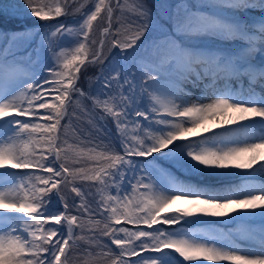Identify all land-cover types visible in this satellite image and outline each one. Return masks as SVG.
<instances>
[{"label": "snow or ice", "instance_id": "1", "mask_svg": "<svg viewBox=\"0 0 264 264\" xmlns=\"http://www.w3.org/2000/svg\"><path fill=\"white\" fill-rule=\"evenodd\" d=\"M21 3L0 9V139L40 135L25 139L22 150L0 147V179L18 170L8 181L17 196L0 191V264H67L86 215L103 222L87 242L108 248L111 264H264V225L250 226L264 220V183L254 177L264 164L253 168L255 155L239 162L264 149V0H141L130 35L111 30L119 0L115 9L98 0L79 29L57 21L68 0L54 9ZM105 11L108 51L104 39L86 50L96 45L91 29ZM64 39L77 43L62 64L71 71L54 59ZM22 64L31 70L23 79ZM89 64L93 75L84 79ZM161 92L174 97L163 111ZM77 107L89 117V133L108 141L87 171L62 158V120ZM229 110L247 114L238 117L245 123L227 119L219 132L196 131ZM109 122L114 135L104 131ZM25 172L38 175L16 183ZM189 174L207 179L193 182ZM237 176L240 186L202 187ZM178 200L192 207H169ZM54 203L58 210L49 211ZM208 222L240 227L202 236L186 227ZM234 232L258 247L239 248Z\"/></svg>", "mask_w": 264, "mask_h": 264}, {"label": "rangeland", "instance_id": "2", "mask_svg": "<svg viewBox=\"0 0 264 264\" xmlns=\"http://www.w3.org/2000/svg\"><path fill=\"white\" fill-rule=\"evenodd\" d=\"M98 0H68V7L63 9V12L67 14H62L61 17L57 18V21L60 23H66L70 26L79 29L80 24L83 19L86 17V14H90L91 11L95 8V3ZM37 6H41V4H45L50 8H55L57 4L64 5L65 0H35ZM112 4L115 9L116 0H105V5ZM141 0H119L120 8L116 9L112 16V25L111 30L113 33L119 28L122 35H130L132 29L134 28V21L137 13L139 12V5ZM13 7L23 8V4L21 0H0V9L11 11ZM115 12L117 13L114 16ZM104 21L101 19L93 22V27L91 29V35L89 37V41L95 40L96 45L91 49L88 48V44L86 43V50L95 51V48L100 45L101 39L105 40L104 51L107 53L108 47L110 46L111 36L102 37L101 32L103 28L109 27L107 23V12H103ZM120 18V19H119ZM32 21H35V18H31ZM114 20V21H113ZM36 23H40L39 21H35ZM105 22V24H104ZM76 47L77 43L73 39H64L57 41L56 47V56L54 57L55 62L61 67L59 70L63 71H71V69H63L62 64L64 59H71L73 55H76ZM5 44L0 43V55L4 54ZM90 58V57H89ZM46 60V56L42 57L41 63H44ZM21 71L19 73V78L23 79L30 75L31 70L26 65L19 66ZM89 70L87 71L84 79H87V76L93 75V70L95 68L94 65L89 64ZM53 97L55 93L51 94ZM105 99L101 97V100ZM118 99V98H117ZM111 104V100H109ZM73 107H76L75 105ZM98 115V113H97ZM89 117L80 113L78 107L76 108L75 114H71L70 110V118H65L62 120L63 127L60 130V138L62 141L61 147L64 150L62 153V158L68 160L70 163H75L78 167L83 168L87 171L91 167L90 158L98 155L101 151H103L104 146L108 144L107 140H98L95 139L94 133H89V128L91 125L88 123ZM99 124V122H97ZM80 130V131H77ZM104 131L111 132V134H115L114 125L109 122ZM128 134H132V125H129ZM40 133H33L31 137H25L20 140H4L0 139V147L5 149H14V150H22L24 148L25 139L38 140ZM86 135L88 138H86ZM66 154V155H65ZM10 168V166H8ZM11 171V170H10ZM9 173V177L14 173L18 172V170H12ZM38 173L25 172L20 175H17L16 183L20 182L21 176L25 181L34 182L35 176ZM176 175V173H174ZM191 175V174H189ZM177 176L178 173H177ZM259 176V175H258ZM9 177L4 179V189L6 191L9 190V195L11 197L17 196V193L13 189L12 183L8 182ZM31 178V180L29 179ZM87 188L88 185H85ZM25 193L20 192L19 195L23 196ZM108 192H100L96 199L100 200L102 198H106L108 196ZM135 195L139 196L140 193H135ZM58 205L53 204L49 211L58 210ZM100 219L99 217H90L83 216L81 217V229L77 230V236L83 237L82 240L78 241L77 244L72 246V251L70 252L67 258V264H111V260L109 256H106L105 253L109 251L106 247H96L95 244H90L87 242V238L93 235L91 230L96 229L97 227H103V222L98 226L96 224V220ZM111 222V221H109ZM131 227V226H129ZM241 243V242H240ZM243 244V243H242ZM246 246H250V244H244ZM112 249H115V246H111Z\"/></svg>", "mask_w": 264, "mask_h": 264}, {"label": "bare ground", "instance_id": "3", "mask_svg": "<svg viewBox=\"0 0 264 264\" xmlns=\"http://www.w3.org/2000/svg\"><path fill=\"white\" fill-rule=\"evenodd\" d=\"M157 97H158V104H159V110L163 111L164 108H170L173 106V102H174V97L167 94V93H156ZM196 95H201V93L199 91L196 92ZM17 98H21L22 95L18 94L16 95ZM241 115H247V114H242L239 112H235L232 110L228 111L227 116L224 117H220L216 120H207L203 123V125L200 128H197V132L201 133V134H205V129L211 131H216L219 132L221 128H223L225 125L222 123L224 120L227 119H231V120H236L238 124L240 123H245L244 121H240L238 120V117H240ZM233 128H235V126H232ZM205 147H212L213 144L209 143L204 145ZM223 147V145H218ZM228 146H233V145H228ZM251 155H255L256 156V164L253 165V168H257L260 164H264V161L260 160L259 158L261 156H264V149H258L257 152L255 154H245L243 157H241L240 161L241 163H247L249 162V156ZM10 169V168H9ZM12 171V170H11ZM10 171V172H11ZM238 171H242V170H238ZM9 173V172H8ZM177 175V173H176ZM179 178L180 179H185L186 177L184 175H181L180 173H178ZM259 175V176H258ZM191 178H193V182H196V179L199 180H206V177H195L194 174L189 175ZM9 174H5L3 179H0V191L4 192L9 199H12L13 197H11L9 195V190L6 191L4 189V179L8 178ZM255 177V182L256 183H264V173L261 172H256L254 174ZM244 183V181H242L238 176L235 178H232L230 181H210L208 185H202V187L208 188V187H213V188H217L219 189L220 187L223 186H228L231 185L233 187L236 186H240ZM149 195H151V193H148ZM170 208H176V207H183V208H191L192 206L189 205L188 203L184 202V201H174L171 205H169ZM221 211H228V209H222ZM258 211V210H257ZM211 220L214 221H222L224 218H219V217H214V218H210ZM206 225L202 226V225H197V223L188 225L186 227H189L191 231L197 233L198 235H203L205 233L209 234V235H218L221 230H223L224 232H227L229 229H238L240 227L239 222H235V223H231V224H224L222 222H218V223H205ZM262 225H264V220H262L261 218L257 217L253 222H251L250 226L254 227V228H259ZM233 240L234 243L241 249H249L246 248L247 246L244 245L246 243L250 244L251 246H254L252 248H256L258 247V244H256L253 241H249V240H244V239H240L238 236H236L235 232L233 233ZM241 242V243H240ZM243 243V244H242ZM208 264H212V262H208ZM225 264H230V262H225Z\"/></svg>", "mask_w": 264, "mask_h": 264}, {"label": "trees", "instance_id": "4", "mask_svg": "<svg viewBox=\"0 0 264 264\" xmlns=\"http://www.w3.org/2000/svg\"><path fill=\"white\" fill-rule=\"evenodd\" d=\"M115 15L117 16V13H116V12H115L114 16H115ZM117 17H119V15H118ZM104 19H105V18H104V16H103L101 20L104 21ZM119 19H120V18H119ZM113 21H114V20H113ZM104 24H105V22H104Z\"/></svg>", "mask_w": 264, "mask_h": 264}]
</instances>
